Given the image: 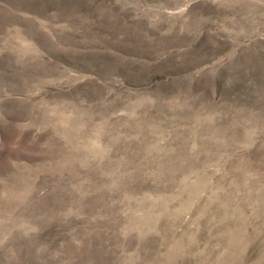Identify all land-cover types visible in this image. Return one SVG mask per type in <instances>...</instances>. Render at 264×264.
<instances>
[{"label":"rangeland","instance_id":"obj_1","mask_svg":"<svg viewBox=\"0 0 264 264\" xmlns=\"http://www.w3.org/2000/svg\"><path fill=\"white\" fill-rule=\"evenodd\" d=\"M0 264H264V0H0Z\"/></svg>","mask_w":264,"mask_h":264}]
</instances>
